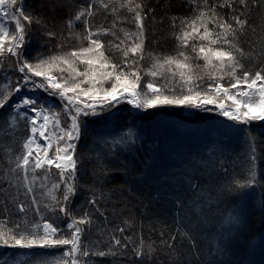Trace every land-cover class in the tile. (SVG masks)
I'll use <instances>...</instances> for the list:
<instances>
[{
    "label": "trees",
    "instance_id": "16d2710c",
    "mask_svg": "<svg viewBox=\"0 0 264 264\" xmlns=\"http://www.w3.org/2000/svg\"><path fill=\"white\" fill-rule=\"evenodd\" d=\"M21 1L20 7L34 18L30 25L25 22L28 43L26 42L22 48V53L28 62L36 63L41 59L63 55L78 50L81 46H88V42L82 39L87 34L84 23L76 22L70 30L67 21L82 7H87L89 0ZM137 2L142 3L146 17L143 21L146 55L140 64L142 66L150 64L147 53L159 56L175 54L177 41L174 35L179 31L180 19L193 17L196 3L193 0H137ZM223 3L224 0H207V5L215 6L216 13L225 20L233 22L232 17L239 16L240 19L247 21L243 33L238 36L240 47L245 53L251 54L242 58L243 70L254 74L264 69V55H259L264 53V0H246V7L240 0H232L231 7H220ZM93 12L95 14L89 18L92 31L111 29L113 23L116 24L115 36L105 34L98 38L105 46L103 49L105 55L114 63H121L122 52L115 47L110 48L109 42L113 45L120 44V40L124 39L120 29L135 31V25L130 22L131 14L126 9H121L113 15L109 10L100 8L98 4H93ZM117 16L120 19H117ZM35 18H39L41 23H36ZM7 27L12 34L14 32L10 29L14 28L12 23L9 22ZM48 33H54V36H49ZM78 35L80 39L77 38ZM127 43L130 44L131 41ZM187 51L191 53L190 48ZM129 59L135 57L129 54ZM197 62L203 64V61ZM18 63V58L8 53L0 57V88L6 84L14 87L17 83H23ZM79 67L82 69L84 66ZM53 74L60 75L58 72ZM148 79L150 77L145 76L141 84ZM207 83L206 81L205 84ZM222 83L227 86L228 81ZM16 94L14 93L5 107L0 109V122L14 114L10 106L24 96L21 94L17 97ZM37 100L45 107L56 111H62L64 106L57 96L40 94ZM117 109L120 112L116 115L115 127L110 113L103 117H81L86 123V128L76 142L75 148L74 158H79L76 173L78 190L68 207L75 217L82 216L85 211L91 215L92 225L81 226L84 228L81 239L88 247L105 253L112 248L117 253L115 256L103 257L90 255L84 258L86 264H203L206 259H210L208 240L214 238L222 228L230 231L238 229V232H231L236 237L234 241L228 242L226 238L231 255L218 257L224 260L225 264L264 262L260 259L263 257L256 258L250 251L257 238H261L264 243V124L235 125L218 115L216 111L204 112L184 107H158L137 115L125 103L120 104ZM186 110L189 111L188 114ZM67 123L70 121L61 116V126ZM125 125H134L138 142L131 152L120 149L118 158L106 159L105 162L110 167L119 170L105 176L96 168L95 156L99 145L94 142L98 139L97 134L110 138L117 128H123ZM175 125L193 131L188 134L173 131L171 126ZM249 133L255 139L259 183L243 191L229 190L227 185L232 177L245 178L246 168L250 163L247 159L249 149L246 142ZM27 136L29 124L24 120L18 119L15 127L0 126V189L4 190L0 191V217L7 218L10 224L18 223L25 217L30 221L40 219V216L35 214V205L31 204L32 197L23 195L26 190L22 187H11L5 179V174L11 175L10 170L15 167V158L24 151L22 144ZM147 157L151 158L150 169H145L144 160ZM125 164L136 174L143 171L145 179L142 182L130 181L124 171ZM193 164H196L197 170L193 169ZM224 169H227V172ZM57 172L54 167L51 169L49 186L52 181H59ZM184 173L197 176L201 184L203 191L198 202L202 207L199 209L190 203L193 195L186 189ZM16 175L21 177L22 182V173L17 172ZM37 175L42 176L43 171L37 170ZM62 190L63 185L57 192L58 197L62 198ZM93 191L97 194L100 192L106 194L101 196L98 205L104 213L103 216L96 210V206L88 203L93 198ZM42 192L38 181L33 195L40 204L41 213L46 218L58 217L54 219V223L64 228L70 220L59 212L52 214L44 209L43 204L48 201L42 199ZM13 195L18 196L16 203L11 202ZM178 195L183 201L182 208L177 204ZM21 202L29 208L26 213H20L18 210L17 205ZM5 207L8 211L4 210ZM239 211L244 212L240 222L238 224L229 222L228 213L236 214ZM119 228H123L124 231L120 232ZM64 231L67 233L66 228ZM183 232L189 233L195 240V250L188 236L182 235ZM113 237L119 239L126 247H113ZM127 237L131 238V242L126 239ZM249 241H253L252 246H249ZM141 242L145 253L149 245L155 251L150 256L146 254L142 258H137L133 249ZM169 243L173 245L172 248L167 246ZM65 250L66 247L31 250L0 247V256L5 259L15 256L20 260L26 255L37 259H52Z\"/></svg>",
    "mask_w": 264,
    "mask_h": 264
},
{
    "label": "snow or ice",
    "instance_id": "6c2138e0",
    "mask_svg": "<svg viewBox=\"0 0 264 264\" xmlns=\"http://www.w3.org/2000/svg\"><path fill=\"white\" fill-rule=\"evenodd\" d=\"M197 7L194 16L181 18L179 31L174 35L177 41L175 54L165 56L147 53L150 64L142 66L140 61L145 59L144 46V19L143 5L137 0H89L87 7H82L73 18L67 21L71 30L76 22L82 21L85 25L86 35L83 40L88 46H81L78 50L66 52L63 55L51 56L41 59L36 63L28 62L23 58L21 49L25 44L26 27L25 22L30 25L34 18L20 7L21 0H0V57L5 53L17 57L18 71L23 83H17L14 87L6 84L0 88V109L5 107L9 98L14 93L21 92L22 88L31 85V91L42 90L51 96H57L64 105L62 111L45 107L35 98L23 96L19 101L10 106L14 114L5 117L0 126L15 127L17 121L24 120L30 125V136H27L22 144L23 152L15 158V167L5 174L11 187L24 188L25 197H32L31 204L35 205V214L40 216L38 221H30L26 217L18 223L10 224L7 218L0 217V247L18 249H55L66 247L52 259L34 258L26 255L23 260L15 256L5 259L0 256V264H86L84 258L90 255H117L116 251L109 249L108 253L88 247L81 239L84 228L91 226L93 219L85 211L80 217L72 215L68 205L77 193L76 173L78 171L79 158H74L76 142L81 138L86 123L81 117H103L111 114V121L115 127L116 113L120 104L127 103L135 110L148 111L158 107H184L199 109L200 111H216L218 115L235 125H248L251 121H264V69L254 74L243 70L242 58L251 55L245 53L238 42L239 34L247 24L246 20L239 16H233L232 21L225 20L216 13V7H209L207 0H193ZM240 3L247 6L246 0ZM93 4L100 8L109 10L116 15L121 9H126L131 14V23L135 25V31L120 29L124 39L115 47L122 52V62L114 63L105 55L104 44L98 38L101 35L112 34L115 36L113 23L111 29H97L92 31L89 18L93 12ZM232 0H224L220 7H231ZM117 19H120L117 16ZM14 23V32L10 34L8 23ZM36 23H41L35 18ZM175 24V21L173 22ZM211 25V27H209ZM54 36V33H48ZM80 39L79 35L77 36ZM131 41L130 44L127 42ZM124 45V47H121ZM191 49V53L187 51ZM129 54L135 59H129ZM194 54V55H192ZM259 55H264L260 53ZM197 61H203V64ZM79 65L84 67L81 69ZM243 70V71H242ZM54 72L60 73L59 76ZM150 77L142 85L144 77ZM34 77L41 78L38 82ZM227 80V86L222 81ZM208 82L205 84V82ZM66 102V103H65ZM211 106V107H209ZM29 113H35L30 116ZM61 116L69 120L65 126H61ZM38 121H40L38 123ZM243 131L242 129H240ZM246 141L248 145L247 159L249 164L246 168L245 178L232 177L227 185L229 190L243 191L252 188L259 183L258 163L256 156L255 139L248 134ZM98 139L94 142L99 147L96 149V168L107 176L111 172L118 171L110 167L105 161L108 157L119 156L120 149L133 150L138 142V134L134 125H125L117 128L110 138L97 134ZM44 143H40V141ZM54 152L50 155L53 147ZM151 158L144 160L145 169H150ZM223 164V161H221ZM58 170L56 175L59 181H52L49 186L51 169ZM193 169L197 170L196 164ZM37 170H42L43 175L38 176ZM124 171L129 180L142 182L145 179L143 171L136 174L124 165ZM227 172V169H224ZM22 173L21 177L16 173ZM183 180L187 191L193 195L190 201L195 208L199 209V197L202 187L197 176L184 173ZM39 181V187L43 189L42 199L47 200L43 204L49 213L59 212L70 220L64 228L54 223L58 217L46 218L40 211V204L33 193ZM62 190V198L57 192ZM0 191H4L0 189ZM131 191V188L129 189ZM93 198L88 201L96 210L104 215L99 208L101 196L105 193L92 192ZM18 200L17 195L11 198L12 203ZM177 204L183 207L182 198L176 197ZM20 213H26L24 203L17 205ZM5 211L8 209L5 207ZM228 221L239 223V218L233 212L228 213ZM127 223V221L125 222ZM67 229L65 233L64 229ZM179 228V226H178ZM123 232V228L118 229ZM238 229H223L214 238L208 240V257L203 264H225L218 257L230 256L229 243L236 239L231 234ZM191 240L193 249L196 242L191 235L183 232ZM226 238L227 241L226 242ZM113 247L122 245L119 239L112 238ZM126 239L131 242V238ZM175 240V236L172 237ZM167 243V242H165ZM253 241H249L252 246ZM172 248V244L167 245ZM143 242L133 249L137 258L151 255L155 249L149 245L145 253ZM199 259V255L197 256Z\"/></svg>",
    "mask_w": 264,
    "mask_h": 264
},
{
    "label": "rangeland",
    "instance_id": "374dc122",
    "mask_svg": "<svg viewBox=\"0 0 264 264\" xmlns=\"http://www.w3.org/2000/svg\"><path fill=\"white\" fill-rule=\"evenodd\" d=\"M22 2V1H21ZM12 25L14 26V23H12ZM11 30H12V32L14 31V28H10ZM26 42L28 43V39H27V37H25V44H26ZM25 44H24V46H25ZM21 51H22V49H21ZM20 62V61H19ZM33 79H35V80H37L38 82L40 81V79L41 78H39V77H34ZM31 89V85H29L28 87H26V88H22V90H21V92H19V93H17L16 95H17V97L18 96H20L21 94H24V96H28V97H30V96H32V97H36V99H38L39 98V96H40V94H44V95H47V96H51V95H49L48 93H45V92H43L42 90H36V91H31L30 90ZM30 95V96H29ZM20 100V99H19ZM18 100V101H19ZM15 102H17V101H15ZM14 102V103H15ZM13 103V104H14ZM46 103H49V102H46ZM126 105H128L127 103H125ZM129 107H130V109H131V111L134 113V114H142L143 113V111H140V110H135V109H133L130 105H128ZM115 113H116V115L120 112V110L119 109H117V110H115L114 111ZM186 113L188 114L189 113V111L188 110H186ZM31 113H29V115H30ZM110 115V117H111V114H109ZM251 124H253V125H255V124H264V121H251L250 122ZM249 123V124H250ZM172 127V129H173V131H175V130H178V131H182V133H184V134H188V133H192V131L193 130H190L189 128H186V127H181V126H178V125H175V126H171ZM31 135V133H30V125H29V136ZM55 148V145H54V147H53V149ZM52 149V150H53ZM52 154V151H50V155ZM235 215H237L238 216V218H239V220H240V218H243L242 217V215H244V212H237ZM251 253H253V255L254 256H256V258L259 256V257H263V258H260V259H262V260H264V243H263V240L261 239V238H257L256 240H255V242H254V244H253V247L251 248ZM263 255V256H262ZM255 258V259H256ZM247 260H248V257H247ZM259 260V259H258ZM260 262V264H264V262L262 261H259Z\"/></svg>",
    "mask_w": 264,
    "mask_h": 264
},
{
    "label": "bare ground",
    "instance_id": "6f19581e",
    "mask_svg": "<svg viewBox=\"0 0 264 264\" xmlns=\"http://www.w3.org/2000/svg\"><path fill=\"white\" fill-rule=\"evenodd\" d=\"M30 116H33V117H34V116H35V113H31ZM39 122H40V121H38V123H39ZM40 143L43 144L44 142L41 140Z\"/></svg>",
    "mask_w": 264,
    "mask_h": 264
},
{
    "label": "built area",
    "instance_id": "2783aa9c",
    "mask_svg": "<svg viewBox=\"0 0 264 264\" xmlns=\"http://www.w3.org/2000/svg\"><path fill=\"white\" fill-rule=\"evenodd\" d=\"M20 5H21V3H20ZM20 5H19V6H20Z\"/></svg>",
    "mask_w": 264,
    "mask_h": 264
}]
</instances>
